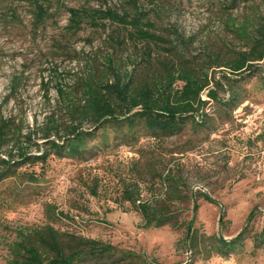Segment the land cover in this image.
Returning a JSON list of instances; mask_svg holds the SVG:
<instances>
[{
  "label": "trees",
  "instance_id": "trees-1",
  "mask_svg": "<svg viewBox=\"0 0 264 264\" xmlns=\"http://www.w3.org/2000/svg\"><path fill=\"white\" fill-rule=\"evenodd\" d=\"M146 1L119 0L108 4V0H84L79 7H71L63 0H31L29 12L35 32L54 17V9L65 7L69 12L66 32L54 45L56 56L65 54L69 60L83 63L71 47L73 39L87 26L107 33L102 41L108 51L103 62H99L101 47H97L92 60L85 61L83 74L71 84L57 81L62 75L58 66L44 70L55 71V86H50L51 79L43 82V87L47 93L50 87L56 89L57 106L68 119H57L53 112L36 130L31 129L17 115L3 112V102L7 103L4 97L0 104V210H9L21 201H33L45 191L51 157H70L82 164L106 158L117 146L136 147L138 158L132 160L133 170L127 178L119 176L122 188L115 201L131 204L140 214L144 229L170 226L183 230L185 242L196 251L207 241L194 232L200 203L218 202L207 192L189 191L182 166L169 167L175 150L164 151L160 144L188 130L206 131L200 138V142L205 141L217 130L215 119L206 112L209 101L222 106L217 110L219 117L224 118L222 113L230 117L247 100L242 81L254 77L252 73L260 70L258 63L264 62V13L244 9H253L257 0H200L217 8L224 17L228 38L196 49L193 36L186 38L161 24L160 10L153 8L159 0ZM240 8L243 11L236 14ZM10 9L11 17L16 16L17 9ZM260 84L264 88V78ZM220 89L229 92V97L221 98ZM16 90L17 82L13 80L11 92ZM143 139L147 143L141 144ZM34 146L37 151L33 153ZM195 146L192 136L180 152ZM97 180H83L94 197L99 195L98 184H93ZM146 187L151 189L150 195L143 198L142 189ZM255 209L233 238L209 236L210 247L222 256L241 252L249 224L256 216ZM45 210L46 223L15 230L16 236L8 248V264L148 263L143 253L56 227L54 223L64 212L57 211L51 203L46 204ZM184 212L190 214L183 216ZM225 215L222 210L221 224Z\"/></svg>",
  "mask_w": 264,
  "mask_h": 264
},
{
  "label": "rangeland",
  "instance_id": "rangeland-1",
  "mask_svg": "<svg viewBox=\"0 0 264 264\" xmlns=\"http://www.w3.org/2000/svg\"><path fill=\"white\" fill-rule=\"evenodd\" d=\"M63 1L71 7H79L84 2ZM117 1L108 0V4ZM30 3L31 0H0V104L6 97L3 112L17 115L26 127L36 130L53 112L57 119H68L57 106L56 89L50 87L47 93L43 87V82L51 79L50 86H55V71L52 69L49 73L44 70L58 66L62 75L57 77V81L60 79L64 84H71L83 74L85 61L92 60L97 47H101L99 62H103L108 50L102 41L107 33L87 26L73 39L71 47L76 49L83 63L71 61L65 54L56 56L54 45L66 32L69 12L65 7L54 9V17L35 32L29 12ZM154 4L153 8L160 10L161 24L186 38L193 36L196 49H202L203 44L211 46L228 38L224 17L217 13V8L208 7L200 0H159ZM255 4L253 9H244L264 13V0H257ZM10 8L17 9L16 16L11 17ZM242 11L240 8L236 14ZM108 29L110 31L111 27ZM86 38L92 43L85 41ZM70 54L73 55V51ZM258 64L260 70L252 73L254 77L242 81L247 100L230 117H225V113H222L224 118L219 117L217 108L222 106L215 100L207 104L206 112L215 119L217 126L216 132L211 133L209 138L200 142L207 132L198 130L193 133L188 130L160 144L164 151L175 150L172 154L175 159L169 167L182 166L188 190L207 192L218 202L202 200L200 203L194 232L207 241L200 244L198 250L185 242L183 230L170 226L144 229L140 214L131 204L115 201L122 188L119 176L127 178L125 176L133 170L132 160L138 158L136 147L117 146L106 158L82 164L70 157L50 158L45 191L35 196L33 201H21L9 210H0V264H8V248L16 236V229L48 221L47 203L64 212L62 218L54 223L56 227L143 253L147 264H264V88L260 86L264 78V62ZM220 76L217 71V78ZM13 80L17 82V90L11 92ZM219 96L228 98L229 92L220 89ZM204 98L207 99L206 94ZM192 136L195 148L181 153L184 142ZM38 142L41 140L38 139ZM144 143H147L146 139L141 141V144ZM32 150L33 153L37 151L35 146ZM92 178L98 179L93 182L98 184V197L92 196L83 184V180L91 182ZM148 183L150 187L152 180ZM149 187L142 189L143 198L150 195ZM254 207L256 216L249 224L245 248L241 252L222 256L210 247L212 241L208 240L209 236L222 235L226 239L236 236L246 225L247 216ZM222 210L226 215L221 224ZM188 213L184 212L183 216Z\"/></svg>",
  "mask_w": 264,
  "mask_h": 264
}]
</instances>
